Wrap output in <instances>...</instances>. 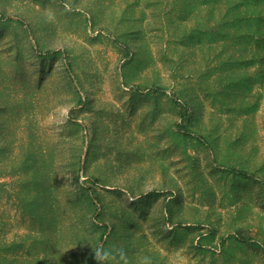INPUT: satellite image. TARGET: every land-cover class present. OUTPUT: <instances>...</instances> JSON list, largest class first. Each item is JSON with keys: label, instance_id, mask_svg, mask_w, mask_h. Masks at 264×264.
<instances>
[{"label": "rangeland", "instance_id": "374dc122", "mask_svg": "<svg viewBox=\"0 0 264 264\" xmlns=\"http://www.w3.org/2000/svg\"><path fill=\"white\" fill-rule=\"evenodd\" d=\"M168 1L0 0V264H264V181L230 172L264 179V78Z\"/></svg>", "mask_w": 264, "mask_h": 264}, {"label": "trees", "instance_id": "16d2710c", "mask_svg": "<svg viewBox=\"0 0 264 264\" xmlns=\"http://www.w3.org/2000/svg\"><path fill=\"white\" fill-rule=\"evenodd\" d=\"M149 1L122 0V3L133 2L131 6L134 9H140L141 14L142 6L149 7ZM154 1L161 7L163 1L168 0ZM193 3L196 6L193 7ZM168 5L170 6L169 13L163 14V22L171 19L172 22L177 21L174 28L181 27L184 29L189 21V15L200 12L203 16L202 23L205 29L209 32L214 29L219 31V41H227L229 37L238 40L240 48L242 47L238 52L243 56L248 51L251 59L250 65L255 77L257 79L264 78V0H171L168 1ZM137 12L139 10L134 11V13ZM172 12L174 13L171 16ZM247 47L250 50H247ZM153 90L155 92L165 91L162 87H154ZM175 95V102L181 119V123L177 124L178 131L212 147V141L208 135L194 132L190 128L195 122L199 123L200 121L199 114L192 108L190 101L183 96L182 91L175 93ZM257 108L256 104L247 112H256ZM230 172L264 181L257 174L249 173L243 169L230 168Z\"/></svg>", "mask_w": 264, "mask_h": 264}, {"label": "clouds", "instance_id": "9594fccd", "mask_svg": "<svg viewBox=\"0 0 264 264\" xmlns=\"http://www.w3.org/2000/svg\"><path fill=\"white\" fill-rule=\"evenodd\" d=\"M117 257H119V260H125V253L123 249H104L101 247L96 249L93 253V259L96 261V264H106V262L109 261H116V264H119V260H117ZM141 264H148L147 258H144Z\"/></svg>", "mask_w": 264, "mask_h": 264}]
</instances>
